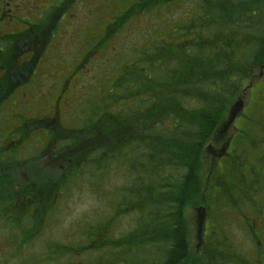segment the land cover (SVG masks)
I'll use <instances>...</instances> for the list:
<instances>
[{"label": "rangeland", "instance_id": "374dc122", "mask_svg": "<svg viewBox=\"0 0 264 264\" xmlns=\"http://www.w3.org/2000/svg\"><path fill=\"white\" fill-rule=\"evenodd\" d=\"M86 1L90 3L92 0ZM108 3L110 4L107 8L102 10L101 19H107L112 11L120 10L117 0ZM193 5L192 0L169 2L155 11H145L131 16L121 27L122 23H91V18L88 17L89 7L81 4L79 8L82 14L81 21L70 23L63 38L55 40L54 44L52 37L49 36L38 56L39 59L32 60L29 58L30 54L26 56L21 52L20 49H24L21 41L12 39L9 44L7 37L5 38L3 43L9 47L4 57L5 67L14 74L9 84L15 85L16 88L29 86L27 94L32 99L30 106L33 118L26 124L20 116L17 120L22 127L21 134H18L20 139L15 143L18 153L12 154L16 161L13 163L18 164L22 170L23 166H27V169L36 173L33 180L39 199L37 220L33 221L35 234L23 236L22 246L19 245L15 249V245H9L7 242L13 231L9 234L8 229L4 230V235L0 236V264H85L94 256L116 253L119 247L124 245L128 235L134 230L138 205L133 196L129 200L128 197L124 200L122 189L126 181L114 163L104 161L102 158L96 163L97 159L93 161L92 157L93 151L101 143L102 157L105 156V152H118L116 157H125V154L121 155L120 145L127 141V134L125 130L116 133L126 128L123 121H120L122 124L116 123V118H119L117 114L123 116L126 110L125 104L118 100L110 104L111 99L106 103L105 97L109 99L108 96L111 97L113 94L114 88L111 84L113 85L119 78L115 71L118 68L124 70L126 68L124 64L131 62L128 60L131 45H135L134 43L148 45L151 39H160L168 26L190 16L194 9ZM14 25L11 24L5 32L16 30ZM98 34L102 37L100 44L92 37ZM29 46L32 48L30 52L39 51L41 48V44L37 47L32 44ZM84 51H87L89 58L82 57ZM259 57L261 64L254 66L251 75L258 76L260 72L262 76L264 75V42ZM30 67L37 68L34 74L29 72ZM19 70L26 75L22 76ZM132 76V71H126L122 75V82L129 85ZM62 88L65 95L54 104ZM263 88L264 77L262 79L256 77L254 82L248 79L241 88L240 93L245 96L242 112L247 117H255L257 122L245 126L246 132L251 130L252 135L245 137L244 143L242 140L237 144L235 142L239 153L236 159L226 167L220 168L217 159L212 163V155L206 147L203 149L199 199L196 204L187 205L183 213L188 233L189 258L196 259L203 252H207L211 257L215 251L213 241L211 240L208 245L205 240L211 232L219 231L227 235L230 241L225 253L222 254L224 264H239L244 255L246 264H260L263 261L258 248L255 249L254 244L246 239V230L264 233V217L257 215L256 208V204L260 202L264 205ZM16 92L18 96L23 93L21 88ZM3 93L7 100L8 89ZM121 94L113 97L120 99L123 95ZM57 102L59 109L55 114ZM131 105L129 103L128 106ZM50 106L53 109L48 111ZM31 108H28V112ZM101 108V111L105 110L100 115ZM18 110L25 111V108L21 107ZM93 111L96 114L95 118L89 115ZM42 116L46 117L41 118ZM78 120L88 121V126L82 127ZM108 121L114 122L112 132L110 128L104 127ZM143 121L139 119L134 123V127ZM234 124L240 128L244 125L242 121ZM109 126L113 127V124ZM256 127H261V132L253 131ZM232 131L236 132L234 126L229 134ZM108 135H111L110 142ZM72 138L84 142L71 148L69 139ZM12 140L14 141L13 138ZM117 142L118 145L113 146ZM213 145L216 146V143ZM242 149L245 150L240 151ZM6 153L7 157L10 151ZM93 163L96 164L95 168L91 166ZM259 175L261 182L253 190L252 195L255 199L245 202L246 198L250 199L248 197L250 192L242 182L245 183L247 179L252 187L253 185L249 183L250 176ZM231 190L237 198L230 196ZM16 200L21 201L24 211L31 205L27 201L24 202L22 194ZM199 206L205 208L201 235L197 230ZM95 236L98 240L93 239ZM87 243L89 245H85ZM131 251L135 252L133 249ZM111 263L109 259L96 262ZM210 264H214L212 259Z\"/></svg>", "mask_w": 264, "mask_h": 264}, {"label": "trees", "instance_id": "16d2710c", "mask_svg": "<svg viewBox=\"0 0 264 264\" xmlns=\"http://www.w3.org/2000/svg\"><path fill=\"white\" fill-rule=\"evenodd\" d=\"M177 1L182 0H118L120 11L115 14L114 23H122V27L135 14L155 11L169 2ZM192 1L194 9L188 18L168 26L160 39L153 38L148 45H131L128 59L131 62L124 64V70L118 68L115 71L119 78L111 84L113 94L108 96L109 99L105 97V102L111 99L110 104L115 100L125 104L123 116L117 114L119 118H116V123L122 124L120 121H123L126 124L125 129L116 131L122 133L125 130L127 134V141L120 145L121 155L125 154V157H116L118 152H105L102 157V143L93 151L92 157L93 161L97 159L96 163L100 158L113 162L117 171L124 175V200L133 196L138 205V214L133 232H130L116 253L94 256L93 261L89 259L85 264H96L101 259H109L111 264H210V259L214 264H224L222 254L230 241L227 235L219 231L211 232L205 240L208 245L213 241L215 251L211 257L203 252L196 259L189 258L188 233L183 213L187 205L196 204L199 199L200 166L205 145L226 115L229 105L250 79L254 66L261 64L259 52L264 42V1ZM36 24L40 30L50 23ZM69 25H60L55 40L63 38ZM92 37L97 39L98 44L102 42L99 34ZM3 41L0 39L1 45ZM7 46L4 45L5 53L9 48ZM28 46H24V49ZM0 64L9 74L4 58ZM126 71L133 73L129 85L122 82V75ZM31 74H34V70ZM8 78L6 90L9 89ZM117 94L122 97H113ZM64 95L65 92L62 97ZM27 96L29 99V94ZM15 99L7 97L4 100L6 118L8 109L20 106L31 108V98L30 102L27 98ZM129 103L132 105L128 106ZM27 108L17 112L25 124L33 118L32 108L29 112ZM103 111L99 112L100 115ZM89 115L96 116L95 111ZM139 119L144 121L134 127ZM252 119L257 122L255 117ZM82 123V126H88V121ZM104 127L110 128L112 132L114 122L108 121ZM261 127L253 131L261 132ZM248 133L252 135L251 130ZM108 137L110 142L111 135ZM81 142L84 141L72 138L69 147H75ZM116 145L118 142L113 146ZM9 155L5 163L12 165L15 158L11 153ZM95 165L91 164L94 168ZM260 177L250 176L252 187L247 179L245 183L242 182L250 192V199L246 198L245 202L255 199L252 197L253 190L260 184ZM230 196L237 198L232 190ZM256 208L257 215L263 218L264 205L260 202ZM252 231L246 230V239L261 252L263 261L260 264H264V233ZM93 239L98 240V237ZM239 264H246L245 255Z\"/></svg>", "mask_w": 264, "mask_h": 264}, {"label": "flooded vegetation", "instance_id": "af4514ba", "mask_svg": "<svg viewBox=\"0 0 264 264\" xmlns=\"http://www.w3.org/2000/svg\"><path fill=\"white\" fill-rule=\"evenodd\" d=\"M108 1L111 0H92L90 3H87L86 0H0V39L5 40L7 37L9 44L12 42V39L18 40L21 41L23 46L32 44L34 47H37L38 44H41L39 51L30 52L32 50L30 46L21 50L26 56L30 54L29 58L39 59L38 56L41 54V50L45 46L46 39L49 38V36L52 37V42L54 44L56 32L59 31L60 25L64 26L67 23H79L81 21L82 14L79 11L81 4L89 7L88 17L91 18V23H114V16L117 14V10L112 11L107 19H101L103 17L102 10L107 8L110 4ZM83 19L86 18L83 17ZM36 23L50 24L38 30ZM11 24H15L16 30H8L10 32L6 33V29L11 27ZM4 45L5 44L1 45L0 43V62H2L5 55ZM32 54L35 56H32ZM76 55H79V53H76ZM82 55V57H88L87 51H84ZM33 70L36 72V68L29 69V72L31 73ZM7 76H9L8 80H11L14 74L10 72L9 74L6 73L5 69L0 66V236L4 235L3 231L6 229L9 230V234L13 231V233L9 235V239L6 240L9 245H15V249H17L18 246L21 245L23 236L35 234L33 232V221L37 220V202L39 198L37 197L36 186L34 185L35 181L33 180V176L36 177V173L27 169V166H23L22 170L20 166H17L18 164L7 165L5 163L6 151H10L11 154L18 153L15 143L20 138H14L13 136L21 128V125L16 123L18 108L13 109L14 111L8 109L9 118L8 120L6 119L4 101L6 95L3 92L6 91ZM8 88V97L10 100H16L15 98L17 97L20 99H28L26 93H28L30 89L21 88L24 94L22 93L21 96H18L16 91L20 88H16L15 85L10 84ZM59 92L54 104L56 101L61 100L65 92L64 88ZM50 97L51 96H49V98ZM56 106L57 110H55V114L58 113V102ZM21 107L24 106H20L19 108ZM52 109L53 107L50 106L48 111ZM43 117L46 116H42L41 118ZM239 121L244 123L242 128L234 124L233 126L236 132L232 131V133L229 134L230 130H232V125L225 134H221L219 131L216 139V146L213 145L210 149L213 158L212 163L214 159H217L220 168L226 167L227 163L232 162V160L236 159L239 155L235 142L237 144L239 140H242V143H244L245 137H248L245 126H249L253 123V119L249 116H245L242 112L235 119L234 123ZM243 150L245 149L240 151ZM222 163L224 166H221ZM21 194L23 195L24 202L27 201L31 203L30 207L25 211L23 210L21 201L16 200ZM21 210L22 212H20ZM7 225H9V227H7Z\"/></svg>", "mask_w": 264, "mask_h": 264}, {"label": "water", "instance_id": "95a60500", "mask_svg": "<svg viewBox=\"0 0 264 264\" xmlns=\"http://www.w3.org/2000/svg\"><path fill=\"white\" fill-rule=\"evenodd\" d=\"M243 107V101L241 98H238L233 104H231L228 115L224 123L220 127V133H224L227 128L233 123L234 119L237 117L238 113ZM198 219H197V230L198 234L201 235L203 232V219L205 208L203 206L197 207Z\"/></svg>", "mask_w": 264, "mask_h": 264}]
</instances>
